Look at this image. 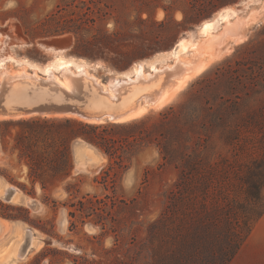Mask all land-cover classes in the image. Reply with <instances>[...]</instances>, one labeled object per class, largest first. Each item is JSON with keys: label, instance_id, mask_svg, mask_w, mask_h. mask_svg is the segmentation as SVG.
<instances>
[{"label": "rangeland", "instance_id": "1", "mask_svg": "<svg viewBox=\"0 0 264 264\" xmlns=\"http://www.w3.org/2000/svg\"><path fill=\"white\" fill-rule=\"evenodd\" d=\"M247 1L0 0V50L16 46L32 61L50 63L55 54L40 43L69 38L67 56L118 75L196 36L221 9L244 10ZM249 7L261 14L264 0ZM260 16L244 42L210 62L169 103L108 127L112 156L58 118L0 121V180L7 195L19 191L32 200L29 207L0 198V218L19 221L0 232L1 253L21 242L19 264H182L195 232L216 233L208 248L218 258L229 253L232 221L213 216L216 194L206 199L197 191L183 199L176 184L193 159L232 161L217 125L234 118L232 102L241 103L237 118L264 108V12ZM79 142L94 151L78 152ZM88 158L95 160L89 167ZM28 229L32 241L23 256ZM1 253L0 263L7 264ZM229 264H264V228H254Z\"/></svg>", "mask_w": 264, "mask_h": 264}, {"label": "bare ground", "instance_id": "2", "mask_svg": "<svg viewBox=\"0 0 264 264\" xmlns=\"http://www.w3.org/2000/svg\"><path fill=\"white\" fill-rule=\"evenodd\" d=\"M254 1L249 0L245 2L244 10L236 11L230 7L221 9L213 19L202 23L196 36L191 35L190 37L181 38L171 51L160 53L151 60L135 63L130 71L117 75H121L122 80L116 79L110 82L109 85H103L100 81H97V85L113 99L129 95V101L137 105L135 106L136 109L128 117L129 120L144 114L149 107L166 105L194 77L203 74L207 70L210 62L224 56L232 45L240 44L246 40L250 22L254 24L261 21L262 17L260 15H263L264 12L259 14L258 11L249 7ZM255 3L257 4V2ZM10 48L8 52L5 49L0 50L1 82L6 81L9 84L18 81L32 82V79L35 80L38 78L39 73L49 76L61 71L66 76V82L59 83L57 81L58 84L68 91H72L75 88L74 83L68 77L78 76L86 79L93 78L95 80L88 72L89 68H91L88 62L84 59L67 56L65 54L66 51L55 50L53 48L47 50L55 54L54 59L50 64H46L47 66L45 65L46 67L44 68H40L39 65H35L33 62L31 64L25 61L27 66L32 67L33 75L28 74L27 70L22 68L23 66L21 67L22 72H13L15 69H10L7 64L8 62L17 64L19 60L13 55L16 46H11ZM24 119L31 118L25 117ZM75 119L80 120L76 117ZM0 120H3V118H0ZM75 149L78 152L83 150L94 151L91 145L84 142H79ZM96 160L99 162L98 157H96ZM78 161H83L82 157L78 158ZM94 161V158L93 160L88 158L86 164L89 167L91 166L90 163ZM93 165L95 167L97 164ZM88 167L84 168L88 169ZM8 188V186L0 182V198L6 199ZM10 202L29 207L32 206V200L19 191L14 192ZM0 223L3 230L8 229L10 226L9 222L2 218H0ZM0 238H2L1 235ZM21 245V242L17 245L16 243L11 246L6 245L5 250H3L4 252L2 251L1 253L0 251L4 263L7 260V264H19L21 260L19 257V248Z\"/></svg>", "mask_w": 264, "mask_h": 264}, {"label": "trees", "instance_id": "3", "mask_svg": "<svg viewBox=\"0 0 264 264\" xmlns=\"http://www.w3.org/2000/svg\"><path fill=\"white\" fill-rule=\"evenodd\" d=\"M245 97H249V93ZM230 107L235 113H231L234 118L231 122L222 120V124L217 125L222 129L220 139L229 148L232 161L223 155L214 159H193L189 161L186 170L182 171L176 184L177 193L183 199H194L197 191L206 199L211 194H216L212 212L216 221L234 222V225L230 222L232 230L226 247L230 252L224 254L221 251L218 258L207 244H211V237L218 240L219 236L213 233L208 237L195 232L188 240L190 247L183 256L182 264H195L196 261L201 264H229L247 242L256 224L264 217V108L249 111L237 118L234 115L241 111V103L232 102ZM56 120L76 125L79 139L98 146L110 156L113 155L112 143L104 135L105 130L111 126L128 124H94L75 118ZM7 121L13 120L2 122ZM64 157L68 163L70 153L65 152Z\"/></svg>", "mask_w": 264, "mask_h": 264}, {"label": "water", "instance_id": "4", "mask_svg": "<svg viewBox=\"0 0 264 264\" xmlns=\"http://www.w3.org/2000/svg\"><path fill=\"white\" fill-rule=\"evenodd\" d=\"M40 45L46 49L68 51L72 43L69 38H62L45 41ZM88 72L95 80L78 76L68 77L74 83L75 88L72 91H68L58 84V82H66V76L61 71L49 76L39 73L38 78L32 79V82H15L14 87L9 91L11 95L8 101L0 104V116L14 120L25 117H76L81 121L94 124L125 123L137 119H128L137 106L129 101V95L113 99L97 85V81L103 85H109L116 79L122 80L121 75L117 76L113 73L103 75L92 67ZM28 74L33 75V70ZM14 192L7 195L6 200H11ZM26 234L30 238L32 232L28 229ZM28 247L29 244L24 248L23 256L27 254Z\"/></svg>", "mask_w": 264, "mask_h": 264}, {"label": "crops", "instance_id": "5", "mask_svg": "<svg viewBox=\"0 0 264 264\" xmlns=\"http://www.w3.org/2000/svg\"><path fill=\"white\" fill-rule=\"evenodd\" d=\"M16 41H18V40H16ZM1 43V42H0ZM13 55L15 56V58L17 59V60H19V62L17 63V64H13V68L11 67L10 69H15V70H13V72H18V71H21L22 70V68L23 69H25V70H27V72H29V71H32V67L31 66H27V64L25 63V61H28V62H30L31 64H32V62H33V64H35V65H39V67L40 68H44V67H46L47 65H48V63H39V62H37V61H32V58H30V57H28V56H26V55H24L23 53H19V52H17L16 50H14L13 51ZM20 63V64H19ZM24 63V64H23ZM51 63V62H50ZM49 63V64H50ZM8 64H9V62H8ZM26 64V65H25ZM47 64V65H46ZM46 65V66H45ZM23 66V67H22ZM27 66V67H26ZM22 67V68H21ZM27 68V69H26ZM16 69H18V71H16ZM29 70V71H28ZM14 87V83H7L6 82V84H5V82H4V85H2V82L0 81V104H2L3 102H6V101H8V99H9V97H10V89H12ZM0 118H3V120H0V121H4V120H14V119H10V118H5V117H1L0 116ZM1 181V180H0ZM1 182H4V181H1ZM2 219H4V218H2ZM4 220H6V221H8L9 222V228L8 229H6V230H3V228H1V223H0V230L1 231H3L4 233L6 232V231H9L11 228L10 227H12V226H14V225H16L19 221H13V220H8V219H4ZM261 222H260V224H257L256 225V227L255 228H264V217L260 220ZM0 231V232H1ZM28 231V230H27ZM31 241H32V239L30 238L29 240H28V242H27V244H26V246L29 244H31Z\"/></svg>", "mask_w": 264, "mask_h": 264}]
</instances>
